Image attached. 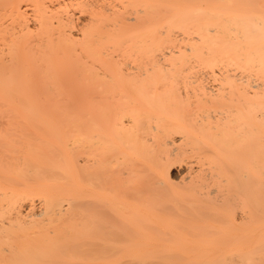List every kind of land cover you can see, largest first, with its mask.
<instances>
[{"label": "bare ground", "instance_id": "bare-ground-1", "mask_svg": "<svg viewBox=\"0 0 264 264\" xmlns=\"http://www.w3.org/2000/svg\"><path fill=\"white\" fill-rule=\"evenodd\" d=\"M22 1L0 0V264H264V0H30L36 34Z\"/></svg>", "mask_w": 264, "mask_h": 264}, {"label": "rangeland", "instance_id": "rangeland-1", "mask_svg": "<svg viewBox=\"0 0 264 264\" xmlns=\"http://www.w3.org/2000/svg\"><path fill=\"white\" fill-rule=\"evenodd\" d=\"M40 2H42V3H44L45 5H49L50 7H54V6H56V4L58 5V3L60 2V3H63L64 1L66 2H68V0H39ZM66 2V3H67ZM32 4V1H30V0H27V1H22L21 3H20V5L18 6V7H20V10H25L27 13H25L24 11H23V13L25 14V15H27V17H29L30 18V20L29 19H26L27 21L29 20V26L31 27L30 29L32 30V32L34 33V34H36V33H38V28L36 27L38 24H36V22H38V21H36V15H34V12H33V10H34V6L33 5H31ZM64 4V3H63ZM54 5V6H53ZM74 7V6H73ZM77 7V6H76ZM70 8V7H69ZM80 8V7H79ZM79 8L77 9V8H75V9H73V8H70V9H72V10H70V13H72L71 15H73L72 16V20L74 21V25H73V29L71 30L70 28H68L67 27V29H66V33H68V34H66V35H69L70 36V32H72V37L71 38H73V40H76L77 42H79L80 43V41H82L81 39L83 38V35H82V30L84 29V27L85 26H87L86 24L87 23H89V21L91 20L88 16H89V14L90 13H87V11L85 12V11H80L79 10ZM13 9H15V6H10V5H7V6H5L4 8H1L0 9V14H1V16H0V21L1 22H5V24L6 25H8L9 27L11 26V24H12V21H13V17H15L16 16V13H14V12H12V10ZM85 9V8H84ZM117 9H119V8H117ZM88 10V9H87ZM72 11V12H71ZM34 15V16H33ZM135 15V14H134ZM133 14H130L129 16L132 18V19H128L127 21H128V23H132V22H134L135 21V19H133V16H134ZM36 16V17H35ZM69 16H70V14H69ZM25 17V16H24ZM69 18V17H68ZM89 18V19H88ZM38 19V18H37ZM66 19V18H65ZM64 19V20H65ZM70 19V18H69ZM69 19H67L68 21H71V19L69 20ZM54 20V22L56 21V19H53ZM66 21V20H65ZM91 22V21H90ZM57 22H55V24H56ZM4 24V25H5ZM108 26V25H107ZM83 28V29H82ZM86 28V27H85ZM68 29H70V30H68ZM105 29V28H104ZM107 29L109 30V28L107 27ZM85 30V29H84ZM107 30V31H108ZM67 31H69V32H67ZM74 35V36H73ZM68 36V37H69ZM36 37V36H35ZM34 38V37H33ZM36 39V38H35ZM34 40V39H33ZM71 40V39H70ZM80 40V41H79ZM75 41V42H76ZM39 41H36L35 40V43H38ZM34 42H33V45L35 44ZM78 44V43H77ZM77 44H75L76 46H75V50H74V48L71 50V54H75L76 56H78L79 58H81V59H83V62H85L86 60L85 59H89L86 55H84V51H82L81 49H80V47L82 48V46H80V47H78L77 46ZM81 44V43H80ZM39 45H40V43H39ZM38 45V46H39ZM35 46L37 47V49H39V47L35 44ZM34 46V47H35ZM74 46V45H73ZM41 47V46H40ZM104 50H106V51H104ZM103 50V54L105 53V54H107L108 52H107V50H109V47H108V49L107 48H105ZM110 50H112V49H110ZM109 50V51H110ZM36 51V50H35ZM40 51V50H39ZM107 52V53H106ZM111 52V54L112 53H114L113 55L116 57L117 56V52H113V51H110ZM37 53V52H36ZM38 54V53H37ZM108 54H110V53H108ZM75 55H74V57H75ZM84 56H86L87 58H85ZM107 56V55H106ZM73 57V56H72ZM104 57H105V55H104ZM79 58H76V59H79ZM37 59H39V55H37V57H36V60H34V68L35 69H37V71H38V73H39V75H41L42 74V65H41V62H40V60H38V62H37ZM85 60V61H84ZM90 61H91V59H90ZM91 62H93V61H91ZM82 63V62H81ZM87 64L89 63V60L86 62ZM94 63H95V61H94ZM98 63V62H97ZM96 63V64H97ZM95 64V68L97 69V68H99L100 67V64L98 65H96ZM85 65V64H84ZM89 66V64L87 65V67ZM98 66V67H97ZM91 67H92V64H91ZM93 68H94V66H93ZM90 69H92V68H90ZM100 69V71H101V67L99 68ZM95 70V69H94ZM96 71V70H95ZM98 71V70H97ZM99 71V72H100ZM103 71V70H102ZM101 71V72H102ZM38 75V76H39ZM65 75H67V74H65ZM69 80V81H68ZM67 81L69 82H67V85L66 86H64V94H71L76 88H75V83H77L79 80H72L71 79V77L69 78V76L67 77ZM37 86L39 87V88H44L45 86H46V82L45 81H39L38 82V84H37ZM75 88V89H74ZM72 89H74L71 93H69ZM77 90V89H76ZM75 92V91H74ZM77 93V92H76ZM78 97V96H77ZM74 100H75V98H74ZM184 166H181V165H178V164H176V165H174L172 168H171V175H172V177L175 179V180H179V177H180V175L184 172L185 173V168H183Z\"/></svg>", "mask_w": 264, "mask_h": 264}]
</instances>
